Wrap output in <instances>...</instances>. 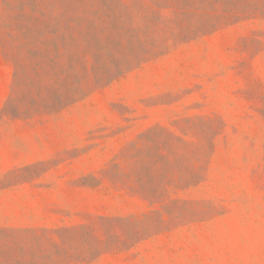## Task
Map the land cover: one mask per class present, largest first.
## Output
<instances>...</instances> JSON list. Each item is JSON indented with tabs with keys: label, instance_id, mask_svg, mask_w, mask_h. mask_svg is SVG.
<instances>
[{
	"label": "rangeland",
	"instance_id": "374dc122",
	"mask_svg": "<svg viewBox=\"0 0 264 264\" xmlns=\"http://www.w3.org/2000/svg\"><path fill=\"white\" fill-rule=\"evenodd\" d=\"M0 264H264V0H0Z\"/></svg>",
	"mask_w": 264,
	"mask_h": 264
}]
</instances>
